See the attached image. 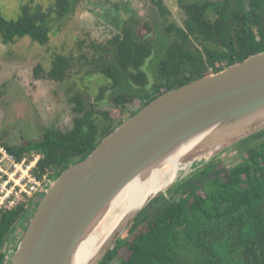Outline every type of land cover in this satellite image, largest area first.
I'll return each instance as SVG.
<instances>
[{"label":"trees","instance_id":"16d2710c","mask_svg":"<svg viewBox=\"0 0 264 264\" xmlns=\"http://www.w3.org/2000/svg\"><path fill=\"white\" fill-rule=\"evenodd\" d=\"M36 1L24 0L16 20H7L0 12L4 44L24 37L42 46L49 43L54 17ZM152 2L159 17L167 19L170 11L163 1ZM53 3L60 20L75 11L77 0ZM179 5L186 16L183 26L169 24L162 31L155 24L153 39L151 33L142 34L136 22H125L101 46L103 64L98 72L110 85L101 88L95 103H86L83 93L71 98L70 129L46 127L39 139L19 146L0 141L19 160L33 150L43 154L39 171L54 170L56 180L123 123L114 124L109 112L97 110L106 90L118 107L140 99L131 117L168 91L264 51V0H180ZM154 55L151 82L144 67ZM71 68L72 58L59 54L49 71L38 65L34 72L37 79L63 82ZM101 118L109 124L100 126ZM229 149L240 158L233 167L219 158ZM222 153L196 164L160 192L99 264H264V130ZM32 215L24 201L0 217V264H11L5 247L22 222L25 233L29 222H24Z\"/></svg>","mask_w":264,"mask_h":264},{"label":"water","instance_id":"95a60500","mask_svg":"<svg viewBox=\"0 0 264 264\" xmlns=\"http://www.w3.org/2000/svg\"><path fill=\"white\" fill-rule=\"evenodd\" d=\"M262 130L264 51L162 94L62 172L34 211L17 250L11 255L6 245L11 264H71L108 205L137 175L193 138L201 136L204 142L183 165L209 161ZM207 154L211 157L198 161ZM160 192L114 234L93 264Z\"/></svg>","mask_w":264,"mask_h":264},{"label":"rangeland","instance_id":"374dc122","mask_svg":"<svg viewBox=\"0 0 264 264\" xmlns=\"http://www.w3.org/2000/svg\"><path fill=\"white\" fill-rule=\"evenodd\" d=\"M162 1L170 11L167 19L159 17L152 0H77L75 11L59 20L53 9V0H37L35 4L54 17L49 43L42 46L24 37L7 45L0 37V140L19 146L39 139L46 127L70 129L74 118L71 98L76 93H83L86 103H95L101 88L109 87L110 81L98 72L103 64L100 48L120 32L125 22L137 23L142 34L149 36L147 34L151 33L153 39L156 37L155 24L162 31L169 24L184 25L186 16L180 8V0ZM23 4L24 0H0V12L7 20H16ZM159 46L157 43L156 47ZM59 54L72 58V68L66 79L63 82L44 77L37 79L36 67L40 65L45 72L49 71ZM155 57L144 67L151 82ZM110 93L106 90L104 98L97 101L96 108L109 112L116 121L114 124L126 121L141 104L140 99H135L124 107H118L109 100ZM98 123L100 126L109 124L103 118ZM209 157L211 154L200 157L198 161ZM219 158L228 167L240 163L239 154L233 149L222 153ZM195 165H186L180 176L188 175ZM167 189L161 192L165 193ZM31 218L28 217L24 223L30 222ZM22 223L17 226L8 245L11 246L8 249L11 255L24 235Z\"/></svg>","mask_w":264,"mask_h":264},{"label":"bare ground","instance_id":"6f19581e","mask_svg":"<svg viewBox=\"0 0 264 264\" xmlns=\"http://www.w3.org/2000/svg\"><path fill=\"white\" fill-rule=\"evenodd\" d=\"M202 139L203 137L199 136L182 144L168 157L137 175L124 187L108 205L94 230L75 251L71 264H93L104 245L151 196L186 175L180 176L186 169L183 162L188 155L201 147L204 142Z\"/></svg>","mask_w":264,"mask_h":264},{"label":"built area","instance_id":"2783aa9c","mask_svg":"<svg viewBox=\"0 0 264 264\" xmlns=\"http://www.w3.org/2000/svg\"><path fill=\"white\" fill-rule=\"evenodd\" d=\"M43 157L33 150L19 160L0 141V217L24 201L31 212L38 207L55 182L52 178L54 170L39 171Z\"/></svg>","mask_w":264,"mask_h":264},{"label":"clouds","instance_id":"9594fccd","mask_svg":"<svg viewBox=\"0 0 264 264\" xmlns=\"http://www.w3.org/2000/svg\"><path fill=\"white\" fill-rule=\"evenodd\" d=\"M36 210V209H35ZM34 212V211H33Z\"/></svg>","mask_w":264,"mask_h":264}]
</instances>
